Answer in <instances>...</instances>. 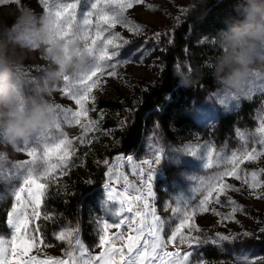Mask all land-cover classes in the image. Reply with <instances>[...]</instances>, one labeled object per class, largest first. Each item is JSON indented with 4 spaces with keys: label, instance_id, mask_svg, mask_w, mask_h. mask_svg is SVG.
Returning <instances> with one entry per match:
<instances>
[{
    "label": "rangeland",
    "instance_id": "obj_1",
    "mask_svg": "<svg viewBox=\"0 0 264 264\" xmlns=\"http://www.w3.org/2000/svg\"><path fill=\"white\" fill-rule=\"evenodd\" d=\"M202 1L0 0V264L262 263L264 0H243L222 37L237 68L182 113L207 129L255 103L253 125L217 142L157 117L106 162L87 218L40 224L49 187L86 177L87 153L113 142L100 103L154 82Z\"/></svg>",
    "mask_w": 264,
    "mask_h": 264
},
{
    "label": "trees",
    "instance_id": "obj_2",
    "mask_svg": "<svg viewBox=\"0 0 264 264\" xmlns=\"http://www.w3.org/2000/svg\"><path fill=\"white\" fill-rule=\"evenodd\" d=\"M242 1L203 0L176 30L172 42L158 54L155 81L135 85L129 97L119 96L100 103V109L108 113L104 122L114 129L113 142L87 153L82 161L86 177L74 176L49 187L43 200L41 227L49 230V221L44 220L48 216L59 227L81 216L87 218L95 205L97 190L106 182V162L120 154H132L157 117L169 135L178 126L217 142L253 125L255 103H246L237 113L222 117L207 129L182 116L204 91L216 89L219 81L237 68L233 61L225 59L221 43L224 34L237 29L239 12L244 7ZM182 61L190 67L187 77L182 73ZM6 215V210L0 211V221ZM261 246L264 264V235Z\"/></svg>",
    "mask_w": 264,
    "mask_h": 264
}]
</instances>
